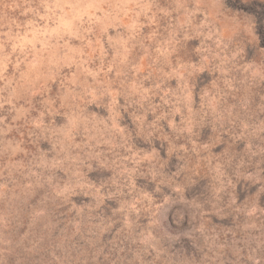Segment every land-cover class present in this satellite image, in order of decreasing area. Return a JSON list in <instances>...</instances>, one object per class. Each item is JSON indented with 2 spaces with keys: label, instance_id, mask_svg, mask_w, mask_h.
I'll list each match as a JSON object with an SVG mask.
<instances>
[{
  "label": "rangeland",
  "instance_id": "374dc122",
  "mask_svg": "<svg viewBox=\"0 0 264 264\" xmlns=\"http://www.w3.org/2000/svg\"><path fill=\"white\" fill-rule=\"evenodd\" d=\"M0 264H264V0H0Z\"/></svg>",
  "mask_w": 264,
  "mask_h": 264
}]
</instances>
